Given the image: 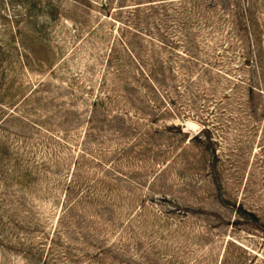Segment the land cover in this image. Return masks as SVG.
Instances as JSON below:
<instances>
[{"label":"rangeland","instance_id":"1","mask_svg":"<svg viewBox=\"0 0 264 264\" xmlns=\"http://www.w3.org/2000/svg\"><path fill=\"white\" fill-rule=\"evenodd\" d=\"M179 2L0 4V264H264V94L180 83L200 64L136 35L214 41ZM124 41L178 71L161 93ZM238 50L218 68L264 88Z\"/></svg>","mask_w":264,"mask_h":264},{"label":"trees","instance_id":"2","mask_svg":"<svg viewBox=\"0 0 264 264\" xmlns=\"http://www.w3.org/2000/svg\"><path fill=\"white\" fill-rule=\"evenodd\" d=\"M16 2L19 6H25V12L23 14H15L17 24L22 22L24 16L32 18V13L46 15L50 18L57 13L56 0H9ZM160 3L154 5H160L168 2H176V0H159ZM179 4H194L202 2L205 7L218 8L213 15L206 16L201 13V17L205 18L204 26H208L214 34L212 37L214 41L205 42L196 38L192 40L190 44L188 34H162L163 38H154L150 34H143L140 30L136 32L137 36L148 37L152 42L154 50H170L169 52H176L182 58L183 62H194L200 64L201 70L191 71L188 73H182V82L202 78V75L211 72H217V74H226L228 77L236 80L237 82L246 84L249 88V94L260 92L264 94V88L247 82L244 80L246 76H240L239 78L233 77L227 72H224L222 68H218L220 63H225V54L231 50L234 52L238 49V54L243 60L242 66L245 68L254 70L258 73L259 79L262 81L264 76V49H263V34H264V0H179ZM183 1V2H181ZM1 3H7L8 0H0ZM27 6V7H26ZM209 15V14H208ZM2 17V14L0 13ZM37 16V15H36ZM126 52L128 56L134 60L135 64H138L137 76L143 77L146 81L150 82L154 86L158 93H161L160 88L165 84L167 79V72L178 74L173 68L168 66L166 60L159 58H153L155 54L149 55L145 60V55L135 52L134 48L124 41ZM186 47L184 51H180L179 47ZM215 50V51H214ZM155 52V51H154ZM156 53V52H155ZM201 55V56H200ZM213 59V61H212ZM228 60V59H227ZM170 68V69H169ZM239 68V67H238ZM181 73V71H180ZM248 76V75H247ZM178 76H176L177 78ZM264 78V77H263ZM181 86V85H180ZM164 97V96H163ZM1 104V103H0ZM15 112L8 113L6 117L14 116Z\"/></svg>","mask_w":264,"mask_h":264}]
</instances>
